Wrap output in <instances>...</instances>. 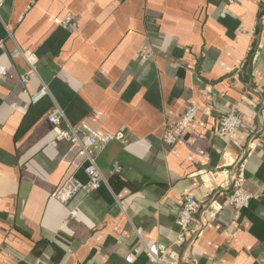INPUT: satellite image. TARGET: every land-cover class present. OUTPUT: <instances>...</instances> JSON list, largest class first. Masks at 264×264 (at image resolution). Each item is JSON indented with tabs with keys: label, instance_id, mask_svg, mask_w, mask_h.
<instances>
[{
	"label": "crops",
	"instance_id": "obj_1",
	"mask_svg": "<svg viewBox=\"0 0 264 264\" xmlns=\"http://www.w3.org/2000/svg\"><path fill=\"white\" fill-rule=\"evenodd\" d=\"M0 65V264H147V245L177 238L184 197L200 210L180 264H264V0H0ZM231 110L244 127L228 140L216 116ZM82 125L122 139L89 148L104 183L59 203L87 177L56 133ZM241 161L254 198L234 210L199 173Z\"/></svg>",
	"mask_w": 264,
	"mask_h": 264
},
{
	"label": "built area",
	"instance_id": "obj_2",
	"mask_svg": "<svg viewBox=\"0 0 264 264\" xmlns=\"http://www.w3.org/2000/svg\"><path fill=\"white\" fill-rule=\"evenodd\" d=\"M69 24H71V21L66 17L63 21V25ZM13 56H22L26 58L27 61L33 59V55L30 51H21L19 49L13 52ZM143 57H148V55H143ZM5 74V66L0 65V78H3ZM21 83L23 85L26 84L27 77H22ZM46 93V87H41V89L31 97V102H38ZM197 115L198 109L196 105L188 104L177 123L164 126L163 142L173 147L177 141L178 134L186 131L189 126L192 125ZM59 117L60 115L55 113L48 117L47 121L56 126L59 124ZM243 127L242 120L235 110L216 116V132L228 140H232L233 135L237 131L243 129ZM113 139H122V135H100L86 125H82L78 129L68 127L64 130H58L56 133V140L66 141L72 145L79 146L80 151L85 155L86 165L83 168V172L87 177V182L86 184H82L74 175L68 176L53 194V198L57 202L64 204L82 190L85 189L88 192H93L104 183V177L97 168L95 157L90 152L89 148H103ZM120 172L121 167L115 166L110 173L120 174ZM199 177L204 183L209 184L217 190L226 192L228 194L226 204L234 210L246 208L250 200L254 198L243 190L244 161L233 164L230 170L228 168H223L213 172L201 171ZM119 207L123 210L124 205L120 204ZM199 210L200 206L194 198L184 197L182 199L181 207L176 217V225L179 229L177 238L172 241L170 246L154 243L147 245L145 247L147 264H180L177 253L173 248L187 241L188 234H191L193 218ZM125 262L131 264L132 257L127 256Z\"/></svg>",
	"mask_w": 264,
	"mask_h": 264
}]
</instances>
